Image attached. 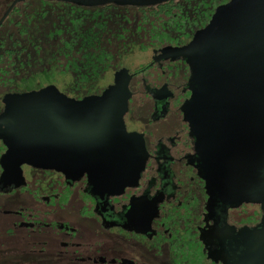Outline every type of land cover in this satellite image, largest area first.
Returning a JSON list of instances; mask_svg holds the SVG:
<instances>
[{"label":"flooded vegetation","instance_id":"obj_1","mask_svg":"<svg viewBox=\"0 0 264 264\" xmlns=\"http://www.w3.org/2000/svg\"><path fill=\"white\" fill-rule=\"evenodd\" d=\"M229 1L148 7L174 8L157 19L180 13L181 26L136 28L124 48L72 34L66 92L53 82L23 91L0 74V264H264L259 121L205 59L204 30ZM75 8L140 21L147 7ZM7 16L0 28L19 20ZM46 88L58 95H37ZM43 115L53 121L34 142L49 157L7 159L32 146L27 120Z\"/></svg>","mask_w":264,"mask_h":264},{"label":"water","instance_id":"obj_2","mask_svg":"<svg viewBox=\"0 0 264 264\" xmlns=\"http://www.w3.org/2000/svg\"><path fill=\"white\" fill-rule=\"evenodd\" d=\"M21 0H13L0 18L3 22L12 7ZM72 4L78 7H100L105 5L152 7L170 0H52ZM204 33L211 34L208 41L211 47L205 53L206 60H216L220 66L217 70L219 77L225 79L235 102H243L249 106L251 117L259 121L253 129L261 130L264 139V0H230L212 18ZM194 41L188 47L193 45ZM205 61V60H204ZM237 76V77H235ZM51 90V91H49ZM241 91L234 94V91ZM231 91V90H230ZM56 94L54 88L44 89L37 93ZM231 94V93H230ZM231 96V95H230ZM229 96V97H230ZM240 96V98H238ZM243 98L242 100H240ZM26 115V114H23ZM22 115V116H23ZM19 116H13L16 118ZM28 131L24 150H14L7 154V159H19L20 162H41L49 156H44L35 149L34 134L38 124L53 121L50 115L27 120ZM251 124H253L251 122ZM27 127V126H26ZM259 147V146H258ZM263 149V150H262ZM264 160V141L261 146ZM10 153V151H9Z\"/></svg>","mask_w":264,"mask_h":264},{"label":"trees","instance_id":"obj_3","mask_svg":"<svg viewBox=\"0 0 264 264\" xmlns=\"http://www.w3.org/2000/svg\"><path fill=\"white\" fill-rule=\"evenodd\" d=\"M186 1L193 2L197 0ZM202 1L211 0H200V2ZM166 5L167 4H163L162 6H160L159 11H154V13V9L146 11L149 10L148 7L142 8L139 13V18H141L140 23L144 26H149L150 32L157 31V26L160 27V25H162V28H166V26L168 25L174 26L175 24H177L175 28L178 27L182 23L183 14H175V17H172L170 22L164 23L166 26L162 23V21L157 19L158 14L166 16L164 10L174 9ZM74 7L75 5L73 6L72 4L55 2L52 0H22L21 3L17 4L7 17H13L19 20L13 22L12 20L7 19L0 28V74L2 78L4 77L8 79L9 76V80H12L13 78L17 77L20 73L21 59L22 78L26 77L28 74H32L36 69H40L39 67L43 62H45L47 66L55 65L54 56L40 57V54L43 53L42 49L44 46L49 48H47L48 53H50V50H52L53 47H55V49L58 48V46H54V43H56V41L58 42L60 53H67L69 49V43L63 40V34L66 32V30L63 31L56 29L52 23L49 25L52 31L48 34L44 33L39 28H44L45 26H47L49 18H52L53 16H55V18H60L62 15H66L69 18L73 14L71 13V9ZM178 7L179 6L175 8ZM185 7L187 8V6ZM85 16L87 15H77L74 17L75 24L77 26L79 25V27L67 31L68 41L72 39V34H75V42L82 41L83 36L86 34L94 38V33L89 28H83V26L81 25L82 20H77L78 18L86 19L87 17ZM150 18H154V22H150ZM97 19L98 18L96 17L93 18L94 21ZM12 26H16V29H11L10 27ZM95 26L100 27L101 25L100 23H97ZM140 31L141 30H139V32ZM10 33L11 36H9ZM44 37L46 40L48 37L52 41V43H50L49 45V43L47 42L46 44V42H44L46 40H43ZM40 39L42 40V42L40 41ZM42 44H44L43 47ZM40 45L41 48H39ZM79 48L81 49V47ZM67 64L63 66V69L67 67ZM9 65H12L13 67L15 65L16 68L11 69V66Z\"/></svg>","mask_w":264,"mask_h":264},{"label":"rangeland","instance_id":"obj_4","mask_svg":"<svg viewBox=\"0 0 264 264\" xmlns=\"http://www.w3.org/2000/svg\"><path fill=\"white\" fill-rule=\"evenodd\" d=\"M8 2H10V0H0V10L4 8ZM91 9L92 10L90 11L92 12H85L84 10H80L74 7L71 9V13L73 14L69 18L66 15H62L60 18H55V16H53L52 18H49L47 26H45L44 28L40 27L39 29L48 34L52 31L51 27L49 26L52 23L56 29L63 31L66 30V32L63 34V40L68 42L67 31L79 27V25L77 26L75 24L74 17L77 15L84 16L87 14V16H85L87 17L86 19L78 18L77 20H82L81 25L83 26V28H89L95 34L97 42L101 44V48L109 49L115 46H117V48H124V45L121 44V36L131 34L134 29L138 28L139 30L146 31L150 28L147 25H142L137 19V16L132 15L133 13H131L130 11H101L97 8ZM94 17L98 19L94 21ZM97 23H100L101 26H95ZM101 34L103 35L101 36ZM115 36H119L120 40L118 38H115ZM43 40H46L45 37L43 38ZM40 41L42 42L41 39ZM44 42H46V44L48 42L49 45L50 43H52V41L48 37ZM128 44L129 48H132L130 46L131 42H128ZM43 46L44 44H42V47ZM54 46H58V48L55 49V47H53V49L50 50V53H48L47 51L49 48L44 46L42 49L43 53L40 54V57L54 56L55 65L47 66V64L43 62L39 67L41 70L36 69L32 74H28L23 78L22 72H20L17 77L13 78V81L22 79L23 91L37 89L38 87H41L48 82H53L57 86V89L66 92L67 83L69 82L70 74L72 73V63H69L68 66L64 69L63 66L67 64L70 57H73L75 55H68V53H63L62 51V53H60L57 41L56 43H54ZM39 48H41V45ZM36 118L38 117L36 116Z\"/></svg>","mask_w":264,"mask_h":264}]
</instances>
